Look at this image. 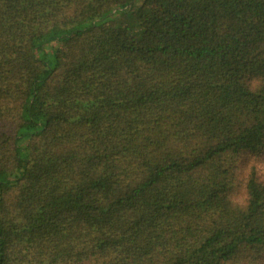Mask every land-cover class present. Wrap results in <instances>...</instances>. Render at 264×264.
I'll list each match as a JSON object with an SVG mask.
<instances>
[{
  "label": "trees",
  "instance_id": "1",
  "mask_svg": "<svg viewBox=\"0 0 264 264\" xmlns=\"http://www.w3.org/2000/svg\"><path fill=\"white\" fill-rule=\"evenodd\" d=\"M142 1L0 0V264H264V0Z\"/></svg>",
  "mask_w": 264,
  "mask_h": 264
},
{
  "label": "rangeland",
  "instance_id": "2",
  "mask_svg": "<svg viewBox=\"0 0 264 264\" xmlns=\"http://www.w3.org/2000/svg\"><path fill=\"white\" fill-rule=\"evenodd\" d=\"M144 3H147L148 5H151V3L149 2V0H145V1H142V2H140L138 4V8L141 6V4H144ZM251 163H253L252 160L247 161L245 164L242 165V171H243V173H244V171L247 170V168L249 167V165ZM257 165L260 167V169H263L264 170V159L259 160Z\"/></svg>",
  "mask_w": 264,
  "mask_h": 264
}]
</instances>
